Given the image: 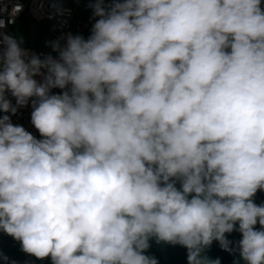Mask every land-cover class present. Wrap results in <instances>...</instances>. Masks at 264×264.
<instances>
[{"label": "clouds", "instance_id": "1", "mask_svg": "<svg viewBox=\"0 0 264 264\" xmlns=\"http://www.w3.org/2000/svg\"><path fill=\"white\" fill-rule=\"evenodd\" d=\"M89 7L87 38L37 54L0 0V231L51 264H158L153 238L188 264H220L214 241L264 264L262 0ZM29 106L39 138L11 120Z\"/></svg>", "mask_w": 264, "mask_h": 264}, {"label": "water", "instance_id": "2", "mask_svg": "<svg viewBox=\"0 0 264 264\" xmlns=\"http://www.w3.org/2000/svg\"><path fill=\"white\" fill-rule=\"evenodd\" d=\"M179 187V184H177ZM255 203H264V191H258ZM259 228V225L256 226ZM228 239L233 242L235 248L236 242L241 238L239 232L226 234ZM147 255L155 257L158 264H188L187 249L179 245H172L165 242H157L155 238L150 240V248L146 252ZM204 255L211 260L219 259L220 264H245L240 259L238 250L233 252L225 251L216 241L205 249ZM0 264H51L50 259L39 260L22 251L21 244L11 236L0 231Z\"/></svg>", "mask_w": 264, "mask_h": 264}, {"label": "built area", "instance_id": "3", "mask_svg": "<svg viewBox=\"0 0 264 264\" xmlns=\"http://www.w3.org/2000/svg\"><path fill=\"white\" fill-rule=\"evenodd\" d=\"M11 2L22 3L23 11L19 13L16 23L10 25L7 29L9 32L11 28L17 25L19 18H21L25 13L28 14L34 21L46 24L48 32L54 39L69 31L74 34H86L90 31L92 23L94 22L92 19L78 16L77 14L81 6L89 7L90 0H55V2H57L63 9H67L68 11L62 16H56L54 19H48V15L54 11L51 8L53 0H42L43 11L39 13L34 12V9L38 7V3H34V0H11ZM262 4H264V0H262ZM9 7H11V4ZM4 15L7 16V13ZM28 49H31L37 54L48 53L44 50H36L33 48ZM53 55H55V53H53ZM53 91L59 92L60 90L55 89ZM9 99H11L12 103L15 104V99L10 95ZM31 111L32 109L30 106L22 108L16 115L11 116V120L13 124L23 125L26 130L39 138L38 131L31 124Z\"/></svg>", "mask_w": 264, "mask_h": 264}, {"label": "rangeland", "instance_id": "4", "mask_svg": "<svg viewBox=\"0 0 264 264\" xmlns=\"http://www.w3.org/2000/svg\"><path fill=\"white\" fill-rule=\"evenodd\" d=\"M77 14L78 16H83L92 19V9L86 6H81ZM10 33L16 34L23 38V47L33 48L36 50H44L48 53L51 52V49L45 46L46 41L55 40L48 32L46 24L34 21L26 13L18 21L17 25L10 29ZM89 34L90 31L82 35L87 38Z\"/></svg>", "mask_w": 264, "mask_h": 264}, {"label": "crops", "instance_id": "5", "mask_svg": "<svg viewBox=\"0 0 264 264\" xmlns=\"http://www.w3.org/2000/svg\"><path fill=\"white\" fill-rule=\"evenodd\" d=\"M21 18H22V17H21ZM21 18H19V20H20ZM19 20H18V21H19ZM26 48H27V47H26Z\"/></svg>", "mask_w": 264, "mask_h": 264}]
</instances>
